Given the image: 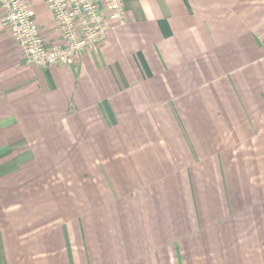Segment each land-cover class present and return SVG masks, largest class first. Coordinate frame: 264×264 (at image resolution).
<instances>
[{
    "label": "crops",
    "instance_id": "1",
    "mask_svg": "<svg viewBox=\"0 0 264 264\" xmlns=\"http://www.w3.org/2000/svg\"><path fill=\"white\" fill-rule=\"evenodd\" d=\"M123 5L46 67L0 12V264H264V0Z\"/></svg>",
    "mask_w": 264,
    "mask_h": 264
},
{
    "label": "built area",
    "instance_id": "2",
    "mask_svg": "<svg viewBox=\"0 0 264 264\" xmlns=\"http://www.w3.org/2000/svg\"><path fill=\"white\" fill-rule=\"evenodd\" d=\"M52 15L61 43L47 45L35 19L31 0H0L1 22L29 64L67 65L85 50L99 45L106 30L105 14L121 21L123 0H43Z\"/></svg>",
    "mask_w": 264,
    "mask_h": 264
}]
</instances>
